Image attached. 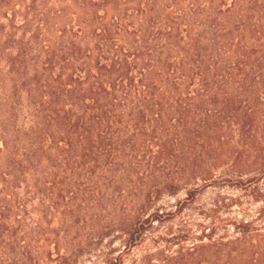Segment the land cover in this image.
<instances>
[{"label":"trees","instance_id":"obj_1","mask_svg":"<svg viewBox=\"0 0 264 264\" xmlns=\"http://www.w3.org/2000/svg\"><path fill=\"white\" fill-rule=\"evenodd\" d=\"M27 12L19 27L4 16L10 34L0 26V251L25 237L9 228L14 210L79 222L119 179L179 169L187 148L191 166L197 139L222 143L212 118L237 122L248 147L252 111L238 98L264 92V0H33ZM160 219L146 215L136 237ZM232 232L158 264H264V228Z\"/></svg>","mask_w":264,"mask_h":264},{"label":"rangeland","instance_id":"obj_2","mask_svg":"<svg viewBox=\"0 0 264 264\" xmlns=\"http://www.w3.org/2000/svg\"><path fill=\"white\" fill-rule=\"evenodd\" d=\"M32 2L11 0L7 7H0V26L6 28L5 33L10 34V30L4 16L19 27L30 19L27 9ZM50 5L58 7V2ZM14 34L16 38L21 35ZM4 41L5 35L0 34V45ZM5 67V62L0 61V70ZM238 102L241 112L252 111L248 147L241 143L237 122L227 117L212 118L211 123L221 129L217 137L222 143L208 150L207 143L199 138L191 166L187 163L193 151L187 148L186 166L177 169L171 165L149 176L151 179L148 175L134 177V184L127 177L119 179V189L102 192L100 201L82 212L79 222L64 225L56 220L40 224L31 208L26 210L28 217L14 210L12 216L19 215L21 225L11 224L9 228L21 229L25 237L20 234L12 249L0 251V264H142L148 256L158 264L160 254H176L178 248L187 250L202 233L207 235L212 230L215 236H233V226L246 222L264 228L261 83L253 98H238ZM249 103H256V108ZM211 130L207 131L209 135ZM154 213L160 215L161 222L145 225L146 235L136 237L145 216ZM131 235L136 239L126 249Z\"/></svg>","mask_w":264,"mask_h":264}]
</instances>
